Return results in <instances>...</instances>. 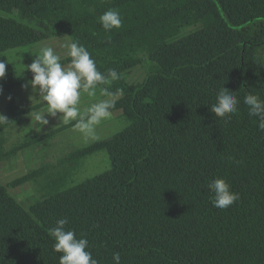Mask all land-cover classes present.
<instances>
[{"label":"trees","instance_id":"trees-1","mask_svg":"<svg viewBox=\"0 0 264 264\" xmlns=\"http://www.w3.org/2000/svg\"><path fill=\"white\" fill-rule=\"evenodd\" d=\"M110 8L123 22L105 33L98 17ZM51 32L84 45L99 71L117 70L109 91L123 94L111 111L129 125L64 156L54 176L44 165L20 179L42 188L29 207L0 181V264H59L49 229L65 217L100 264L115 252L121 264H264V132L243 104L248 93L264 100V0H0V53ZM143 57L151 66L130 83L125 74ZM30 78L4 83L11 90ZM222 87L240 101L230 120L210 112ZM42 105L14 107L3 124ZM102 150L110 167L70 183ZM217 177L240 195L226 210L211 203Z\"/></svg>","mask_w":264,"mask_h":264},{"label":"clouds","instance_id":"clouds-1","mask_svg":"<svg viewBox=\"0 0 264 264\" xmlns=\"http://www.w3.org/2000/svg\"><path fill=\"white\" fill-rule=\"evenodd\" d=\"M122 22L120 11L113 8L98 17V23L105 33L121 28ZM62 48L70 58L67 65H62L60 54L51 46L40 47L32 62L23 64L24 68L32 73L29 81L32 92L38 94V100L46 108L45 111L34 113V119L39 125V130L49 123L47 114L58 118L60 123L71 124L85 140L95 139L97 127L112 116L114 97L123 94V90L119 88L115 92L109 91L121 76L112 68L106 72L99 71L90 52L78 41L66 42ZM17 53L12 51L13 55ZM5 72V62L0 61V79L5 76ZM233 93L225 87L218 90L216 102L210 109L214 117L230 120L232 115L237 113L240 101ZM102 96L108 98L101 99ZM85 99L87 106L82 107ZM243 104L247 108L248 116L256 118L258 130L264 132V100L259 95L248 93L243 98ZM6 121L7 118L0 115V123ZM207 187L212 194L210 199L215 208L226 210L240 199L239 193L232 191L230 183L224 178L210 180ZM68 223L66 217L60 218L55 226L49 229L54 241L52 250L54 253H61L59 264H100L88 250L87 238L83 235L77 238L75 230L66 228ZM112 264H121L119 252L112 254Z\"/></svg>","mask_w":264,"mask_h":264},{"label":"rangeland","instance_id":"rangeland-1","mask_svg":"<svg viewBox=\"0 0 264 264\" xmlns=\"http://www.w3.org/2000/svg\"><path fill=\"white\" fill-rule=\"evenodd\" d=\"M3 15L19 18L9 13H3ZM25 22L34 27L38 26L36 22L31 20ZM198 28V24L182 26L180 34L175 36L174 39L189 34ZM70 39L72 40L71 36ZM59 54L60 56H65V50L61 48ZM15 56L16 55H13L12 52H4L0 55V61H4L5 64L13 68V72L11 70L6 71L4 78L13 80L22 75H31L32 73L23 74L18 71L17 65L9 64ZM143 58L144 62L141 66L135 68L132 73L125 74V77L130 83L141 81L146 76L151 62L148 57ZM6 89L8 88L2 87L0 82V115L5 117L8 116L6 111L8 110V105L13 100L12 92H9L11 90L8 89L9 91L6 92ZM6 93L11 97V99L8 98V104H6ZM117 97H119V94L114 97V100ZM100 98L107 99L108 97L102 96ZM83 106H87L86 99L82 103V107ZM42 107H45V105L43 104L33 109L31 112H41L39 109ZM28 113L22 115L19 120H13L6 124L0 123V181L8 188L9 192L26 207H29L41 198L42 188L41 185L33 179L17 183L20 179L44 165L51 166L50 172L54 176L60 169L58 163L64 156L76 149L90 145L97 140L108 138L129 125V121L122 116L121 111H114L110 119L103 121L102 124L97 127L96 138L85 140L73 129L71 124H69L67 128L58 129L65 124L60 123L58 118L47 116V114L46 118L49 123L40 127L39 130V125L34 119V113L31 114L30 118L26 116ZM18 146H21V148L10 155V153H12L10 151ZM110 165V159L105 150L95 152L82 161L70 183L80 182L87 177L108 169ZM13 182H16V184L10 185Z\"/></svg>","mask_w":264,"mask_h":264},{"label":"crops","instance_id":"crops-1","mask_svg":"<svg viewBox=\"0 0 264 264\" xmlns=\"http://www.w3.org/2000/svg\"><path fill=\"white\" fill-rule=\"evenodd\" d=\"M70 41H72L70 39V35L66 32H63V33L51 32V36L45 40L33 43L31 45H26V46H21L18 48L10 49V50L5 51V52H12L13 50L18 52L17 55L15 57H13L11 62H9V64L17 65L19 72H21L23 74H27V73L29 74L31 72L28 71L27 69H25L24 65H28L32 62V60L35 58L34 55L36 54V52L39 50L40 47L51 46L59 54V50L62 48V45L64 43L70 42ZM3 53H0V55ZM66 57L67 56L65 54V56H61V59H64ZM67 64H64V65H67ZM5 65H6V67L10 66L8 64H5ZM30 80L31 79L15 85L11 89V91L6 89V92L7 91L12 92L11 94H12V99H13L8 105V110H6L8 114H10L13 111L14 107L16 110H24V109H28L30 107H33V106L41 103L40 100H38V94L33 93L31 90V86L29 84ZM0 82H1L2 87L7 88L6 83H4V77L2 79H0ZM6 97H7L6 98V104H8V101H9V99H8L9 94L8 93H6ZM45 109H46L45 107H42L39 110L44 111ZM36 111H38V110H36ZM32 113H34V111L29 112L26 116H28L30 118ZM19 119H21V117Z\"/></svg>","mask_w":264,"mask_h":264}]
</instances>
